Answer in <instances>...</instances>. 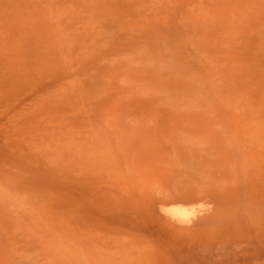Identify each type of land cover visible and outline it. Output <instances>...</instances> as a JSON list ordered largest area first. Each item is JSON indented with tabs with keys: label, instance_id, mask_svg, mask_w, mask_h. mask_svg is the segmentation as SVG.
Instances as JSON below:
<instances>
[{
	"label": "rangeland",
	"instance_id": "obj_1",
	"mask_svg": "<svg viewBox=\"0 0 264 264\" xmlns=\"http://www.w3.org/2000/svg\"><path fill=\"white\" fill-rule=\"evenodd\" d=\"M174 204L207 232L158 240ZM262 228L264 0H0V264H264Z\"/></svg>",
	"mask_w": 264,
	"mask_h": 264
},
{
	"label": "bare ground",
	"instance_id": "obj_2",
	"mask_svg": "<svg viewBox=\"0 0 264 264\" xmlns=\"http://www.w3.org/2000/svg\"><path fill=\"white\" fill-rule=\"evenodd\" d=\"M191 195V194H190ZM189 196V195H188ZM186 196V198L187 199H189V198H193L192 196ZM194 196V195H193ZM202 197H207V195H205V196H202ZM183 199V198H179L178 200L177 199H175V200H171L170 202H173L174 203V201H175V203L177 202H179L180 201V203L182 202L181 200ZM193 199H197L195 196H194V198ZM192 199V200H193ZM203 199V198H202ZM207 199V198H206ZM186 199L184 198V200H183V202H185V203H187L186 201H185ZM211 199L209 198V201H210ZM212 201V200H211ZM210 201V202H211ZM182 202V203H183ZM212 203H213V201H212ZM212 203H210L211 205H213ZM209 204V205H210ZM214 206V205H213ZM211 207L212 206H209V207H206V209H204V211L202 212V214L199 216V215H197V216H195V217H191V213H192V210L191 209H188L187 207H185V206H183L182 204H174L172 207H170L169 209H167V210H165L166 211V215L164 214V215H162L163 213H157V212H155V210H152L151 209V213L152 212H154V213H157V214H153V216H151V214H150V216H149V218H154V220L153 219H148V223L149 224H152L153 226H157V227H155L156 229H154V227H152L153 229H152V231H153V233L154 234H157L156 235V237L158 238V240H160L159 238H161V236H162V234L164 233L167 237H169V239H173L171 242H176V241H174V240H176L178 237L179 238H181L183 235H188V236H190L191 235V237L193 236V238H195V237H198L201 233H204V232H207V226H206V222L215 214L212 210V212L210 211V209H211ZM212 208H215V207H212ZM154 224H153V223ZM151 225V226H152ZM154 230H156V232H154ZM244 230V229H243ZM157 231H159V232H157ZM245 231V230H244ZM162 232V233H161ZM250 232H252V231H248V234L250 233ZM253 234H251V235H248V237L247 238H249L248 240L249 241H247V242H252L251 243V245L252 244H255V242L256 241H258L259 242V244H262L263 245V242H264V228H262L261 230H259L258 232H252ZM183 234V235H182ZM244 234H246V232L244 233ZM164 236V235H163ZM165 236V237H166ZM250 236V237H249ZM176 238V239H175ZM167 239V238H166ZM166 239H163V238H161V242L162 241H164V243H165V241H166ZM254 239V240H253ZM253 240V241H252ZM169 241V240H168ZM168 241H167V243H168ZM254 242V243H253ZM261 242V243H260ZM166 243V244H167ZM166 244H160V245H162L161 247L160 246H158V247H160L161 248V252H164V253H167V251H168V245H166ZM172 244V243H171ZM167 247H166V246ZM250 245V244H249ZM164 246H165V248H167V251H163L164 249H162V248H164ZM177 246V247H176ZM175 247H173V245H172V254L170 253V255H172L171 256V258L170 259H172V258H174V260L175 261H177L178 262V260L179 259H181L182 257L180 256V254L181 255H183L182 254V251L180 250V248H182V246H181V244L180 245H176ZM178 246H180V248L178 247ZM226 247V246H225ZM224 247V248H225ZM252 248H253V245L251 246ZM254 247H256V245H254ZM156 248V247H155ZM179 248V250L181 251V252H178V250H176V249H178ZM224 248H222V249H213L212 247H210V250H205V256L204 257H201V258H199V260L195 257L197 254H199V253H193V254H196V255H191V253L190 254H188V253H186V256H184V257H188V256H191L190 258L188 257L187 259H189V260H187V261H193V263L195 264H198V263H200V264H203L202 262L204 261H202V259H204L205 257V261H204V263H208V264H212V263H214L215 261V258H221V257H228L229 255H228V253L230 254V252H227L228 250H227V248L224 250ZM184 249V248H183ZM160 249L158 248V249H156L155 250V252H154V255H157V256H159L160 255V251H159ZM166 250V249H165ZM176 250V251H175ZM245 250V249H244ZM173 251H175V252H173ZM185 251V250H184ZM230 251V250H229ZM247 251V250H246ZM156 252H158V254H156ZM180 253V254H178V253ZM249 252V251H248ZM244 253H245V251H244ZM175 254H177V255H179L180 256V258H179V256L177 257V255H175ZM246 254H247V252H246ZM175 255V256H174ZM157 256H155V257H157ZM193 256V257H192ZM176 257V258H175ZM215 257V258H214ZM178 258V259H177ZM245 258V257H244ZM177 259V260H176ZM202 262H201V261ZM175 261H173L174 263H175ZM195 261H197V262H195ZM200 261V262H199ZM247 261V260H246ZM173 262H170L169 264H174ZM175 264H177V263H175Z\"/></svg>",
	"mask_w": 264,
	"mask_h": 264
}]
</instances>
